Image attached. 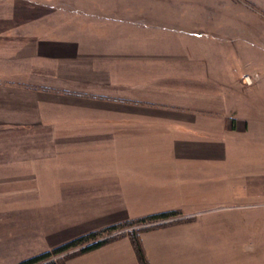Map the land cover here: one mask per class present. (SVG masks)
<instances>
[{
	"label": "crops",
	"instance_id": "1",
	"mask_svg": "<svg viewBox=\"0 0 264 264\" xmlns=\"http://www.w3.org/2000/svg\"><path fill=\"white\" fill-rule=\"evenodd\" d=\"M163 1L0 0L2 264L73 239L76 212L150 172L211 187L235 140L263 137L260 104L238 88L257 83L232 74L211 33L154 21L184 11ZM44 220L62 240L44 243Z\"/></svg>",
	"mask_w": 264,
	"mask_h": 264
},
{
	"label": "rangeland",
	"instance_id": "2",
	"mask_svg": "<svg viewBox=\"0 0 264 264\" xmlns=\"http://www.w3.org/2000/svg\"><path fill=\"white\" fill-rule=\"evenodd\" d=\"M168 1L156 4L163 11L171 6L184 11H172L170 17L162 13L153 20L182 23L217 38L218 47L227 54L226 63L232 68V74H248L257 83L253 87L239 85L238 88L243 89V94L248 92L251 101L260 104L259 118L264 119V0ZM235 143L227 167L214 171L209 181L211 187L198 188L197 184L196 188L195 178L189 183L183 182L186 184L181 187L178 173H171V183H162L161 177L166 173L150 172L148 180L133 181L131 187L121 189L123 198L119 201L85 205L89 212H76L71 232L76 237L103 228L104 222H111L105 218L107 215H113L117 221L112 223L116 224L169 210L176 211V215L162 221L123 225L108 236L117 237L119 233L124 236L96 248L90 256L79 254L76 247L47 261L85 264L87 258H92L96 264H105L116 254L120 260L117 264H139L126 235L136 231L149 264H264V135L254 139L245 132ZM109 189L116 191L115 185ZM75 206L76 210L81 208V205ZM98 207L103 210L97 211ZM110 207H113L111 214ZM48 226L51 225H44ZM53 228L58 229L51 226L44 235V243L45 239L54 243L64 237L63 232H52ZM114 246H118L117 250ZM19 254L22 252L4 253V258L11 261L3 264H16L34 255L17 257Z\"/></svg>",
	"mask_w": 264,
	"mask_h": 264
},
{
	"label": "trees",
	"instance_id": "3",
	"mask_svg": "<svg viewBox=\"0 0 264 264\" xmlns=\"http://www.w3.org/2000/svg\"><path fill=\"white\" fill-rule=\"evenodd\" d=\"M176 211H163V212H159V213H155V214H150L146 217H140L137 219H133L131 221L128 222H124L123 224H113V225H109V226H105L99 230H93L90 231L88 233L79 235L74 237L73 239L64 242L60 245H57L53 248H51L50 250L44 251L40 254L31 256L25 260H22L16 264H56L53 261H47L48 259H50L53 256H56L58 254H61L65 251H68L69 249H73L76 247H79L78 249V253H84L90 250H93L95 248H98L116 238H119L121 236L122 233H119L117 235V237L114 236H108V234L111 231L114 230H118L120 228H122V226L124 225V227L126 226H131L134 225V223H141V224H146L148 222L151 221H162V220H166L171 218L172 216L176 215ZM146 222V223H145ZM130 241L131 244L133 246V249L135 251V254L137 256V260L139 262V264H149L148 260L146 258L142 243L140 241L139 236L137 235L136 231H132L128 234H126Z\"/></svg>",
	"mask_w": 264,
	"mask_h": 264
},
{
	"label": "built area",
	"instance_id": "4",
	"mask_svg": "<svg viewBox=\"0 0 264 264\" xmlns=\"http://www.w3.org/2000/svg\"><path fill=\"white\" fill-rule=\"evenodd\" d=\"M243 80L246 85H251L253 83V79L249 75H245Z\"/></svg>",
	"mask_w": 264,
	"mask_h": 264
}]
</instances>
